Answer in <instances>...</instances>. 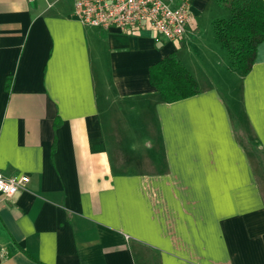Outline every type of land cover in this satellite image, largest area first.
I'll return each instance as SVG.
<instances>
[{"label":"crops","instance_id":"crops-1","mask_svg":"<svg viewBox=\"0 0 264 264\" xmlns=\"http://www.w3.org/2000/svg\"><path fill=\"white\" fill-rule=\"evenodd\" d=\"M210 3L231 86L189 52ZM230 16L191 0L183 35L156 40L72 0H0V172L29 177L0 194V264H264V38L239 74ZM169 52L197 85L173 101L148 79Z\"/></svg>","mask_w":264,"mask_h":264},{"label":"trees","instance_id":"trees-1","mask_svg":"<svg viewBox=\"0 0 264 264\" xmlns=\"http://www.w3.org/2000/svg\"><path fill=\"white\" fill-rule=\"evenodd\" d=\"M218 1L227 5L231 16L215 22L216 33L229 50L232 67L244 75L254 61L257 43L264 38V0ZM148 79L165 101L197 92L194 77L174 52L148 67Z\"/></svg>","mask_w":264,"mask_h":264},{"label":"built area","instance_id":"built-area-1","mask_svg":"<svg viewBox=\"0 0 264 264\" xmlns=\"http://www.w3.org/2000/svg\"><path fill=\"white\" fill-rule=\"evenodd\" d=\"M191 0H72L73 14L90 26L115 27L123 32L148 29L156 40L183 35ZM28 175L0 172V194L9 199L24 187Z\"/></svg>","mask_w":264,"mask_h":264},{"label":"rangeland","instance_id":"rangeland-1","mask_svg":"<svg viewBox=\"0 0 264 264\" xmlns=\"http://www.w3.org/2000/svg\"><path fill=\"white\" fill-rule=\"evenodd\" d=\"M214 1L219 2L218 0H214ZM221 11H223V8H218V10H217V6L213 3H210L207 6L205 12H203L201 14V17H200V22L204 28L202 31L203 33H202L200 38H197V40H195L193 42V45L189 48V52L191 55H195L193 60H197L199 65H202V63H203L204 65L209 67L210 72L212 74L217 73L218 76L214 78V81H215V83H217L221 87H224L227 85L231 86V85L236 84L237 79L234 75H232L228 71L224 70L222 65L216 66L217 70H218V72H217L215 69L214 63H213V61L215 60L214 56L216 54L220 56V54H219V52L216 49V46L214 44V42H217V41L213 40V38L211 37L212 33L214 35L213 24L211 21L218 14H219L218 16H220ZM224 12H222V13H224ZM227 13H228V11H227ZM227 50H228V48H227ZM200 62H202V63H200ZM197 77L198 78L203 77V72H201L199 69L197 70ZM252 156H253V158H255L254 160L256 162L259 161L260 158L258 157L257 154L252 155ZM261 175L263 177V172L261 173Z\"/></svg>","mask_w":264,"mask_h":264}]
</instances>
